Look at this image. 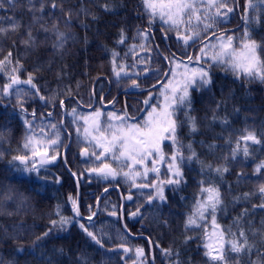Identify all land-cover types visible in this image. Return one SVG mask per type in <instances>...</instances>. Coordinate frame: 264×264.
I'll use <instances>...</instances> for the list:
<instances>
[{"label": "trees", "instance_id": "1", "mask_svg": "<svg viewBox=\"0 0 264 264\" xmlns=\"http://www.w3.org/2000/svg\"><path fill=\"white\" fill-rule=\"evenodd\" d=\"M2 2L0 29L5 31H0V62H3L0 63V264H150L147 242L127 235L119 218L111 215L113 210L118 212L117 195L110 198L106 192L96 218L79 219L72 212V200H76L77 194L75 182L61 161L46 165L37 173L24 171L25 165L12 160L14 156H30L31 149L23 147L26 137L32 131L39 135L40 128L52 134L51 124L59 129L60 143L55 149H48L50 156L60 155L68 136L71 138L66 165L78 179L82 215L94 212L96 198L105 184L116 183L126 200L127 229L131 234L143 233L149 237L157 263L212 264L204 255V230L185 228L187 216L199 196L200 181L210 180L221 192L222 204L216 220L225 230L226 239H232L233 234L238 236L239 229L243 228L252 246L250 253L226 250L228 264H264L261 255L264 253V208L259 207L264 198L258 191L264 185V171L255 172L256 165L264 161V82L237 79L223 66L212 65L210 60H202L199 65L194 62L201 55L203 43L215 42L213 32L216 36L232 35L238 44L247 27L252 39L264 45V0H251L255 8H249L247 13V0H227L228 6L234 9L228 13L227 23L220 22L201 32V38L194 43L190 41L189 46L177 40L176 32L167 31L168 25L158 19L149 26L141 0H55V8L53 0ZM245 15L251 23L246 24ZM145 29L149 32L147 40L138 35V30ZM122 32L123 43L120 42ZM165 33L167 39H164ZM173 54L184 63H188L187 57H193L190 67L209 69L212 79L210 90H190L191 115L197 118L198 131L191 132L185 123L177 134L185 146L192 144L201 161L213 168L226 166L229 170L222 176L215 172L209 174L207 169L202 173L200 163L185 160L184 182L165 185L166 202L156 199L149 204V194L155 195L152 188L133 187L132 182H123L119 177L102 183L101 178L85 174V170L102 163L81 161L78 157L83 147L90 153L93 150L82 142L80 117L85 114L84 106L91 104L93 86L96 90L104 81H165L167 77L163 79V75L168 65L170 74ZM121 66L128 75L122 72L118 78L113 68L120 71ZM13 76L20 80L31 76L36 88L13 85L6 95L3 89ZM41 96L45 99L41 100ZM217 104H220L218 109ZM63 108L66 131L61 124ZM214 112L215 120L212 119ZM176 118L184 121V112L178 111ZM25 120L31 122V131ZM100 121L107 124L108 117L101 116ZM245 128L254 131L262 144L251 145L250 157L245 158L241 153L232 159L231 149ZM209 145L214 147L210 150ZM163 151L172 153L170 141L163 142ZM184 155H189L186 147ZM106 162L119 170L120 166L110 158ZM127 170L125 167L124 171ZM167 178L166 167L161 166L159 179ZM152 182H157V177L151 172L147 179L136 181L137 184ZM245 193L250 195L245 198ZM129 195L131 200L127 198ZM137 209L139 213L133 216ZM61 216L72 220L66 230L53 229L48 237L36 241L37 236L51 228V221H59ZM141 223L143 228L139 226ZM80 224L100 238L104 247L97 245ZM210 224L209 220V231ZM121 245L129 251L124 252ZM137 248L143 249L142 257H137Z\"/></svg>", "mask_w": 264, "mask_h": 264}, {"label": "snow or ice", "instance_id": "2", "mask_svg": "<svg viewBox=\"0 0 264 264\" xmlns=\"http://www.w3.org/2000/svg\"><path fill=\"white\" fill-rule=\"evenodd\" d=\"M143 12L148 17L149 26L159 19L163 24L168 25L167 31H174L177 35V40L183 41L185 46H189V42H195L201 38V32H207L220 22L227 19L228 13H231L234 9L229 7L227 0H141ZM0 7H3V2L0 0ZM52 7H56L55 0H53ZM107 8V5H105ZM43 6L41 5V10ZM249 8H255V5L251 3V0H247L245 6V12L247 13ZM213 9L215 11H213ZM223 10V11H222ZM246 24L251 23L247 15L244 17ZM16 25L13 24L12 28L15 30ZM0 31H5L0 29ZM61 37L63 34H59ZM138 35L147 40L149 32L147 29L138 30ZM215 37L214 43H203L200 48V56L195 58V63L200 64L202 60L207 62L211 61L212 65L223 66L226 71H230L237 79L243 78L244 80L251 82L253 80H259L264 82V45L258 44L252 39L248 28L246 27L243 36L240 41L234 43V36L222 34ZM31 39V34L29 33ZM165 33L164 39H167ZM123 32L120 42L123 43ZM62 46V44L60 45ZM210 53V54H209ZM11 55V54H9ZM117 53H113L115 57ZM169 63L175 65L171 70V75L167 79L166 83H163L159 90V96L155 104L150 103L153 99L151 94L149 98L144 101L146 116L142 120H136L135 117H129L125 111L124 115H116L115 113L108 114V123L102 124L100 117L102 112L97 110L90 116L80 117L84 121L85 127L83 129V135L85 139L93 145V147L100 149L99 153L93 152L92 156L96 160L102 158L111 159L117 163L120 168H113L109 163H102L101 167L90 169L91 172L96 173L98 176L107 179L109 176L115 178L117 175H123L126 179L132 181L133 187L138 188H152L155 195L149 194L148 203L151 204L154 200L158 199L161 202H166L164 195L165 185H179L184 182L183 165L185 160L191 162L196 160L201 164V172L203 173L207 169L208 173L215 172L218 175H223L229 169L226 166L212 167L211 164L205 163L199 159L198 154L193 149L192 144L189 143L185 146L180 137L177 134L179 127L185 123L188 124L191 132L198 131L197 118L191 115L192 112V100L191 91L193 89L201 90L208 89L212 84L209 69L205 67H190L193 63V57H187L188 63H184L179 58H175ZM166 60L167 56L164 57ZM7 59V58H6ZM3 63V62H0ZM115 63V60L113 61ZM183 69L181 72H177L176 69ZM13 71H16L14 69ZM115 75L119 78L121 73L125 76L128 75L124 71V66L120 67V71H116L113 68ZM144 71H147L145 69ZM138 75V73H137ZM166 77L168 73H164ZM11 82L7 84L3 91L10 94V90L13 85L19 86L21 84L30 85L32 88H36L30 76L27 80H20L18 77H11ZM134 87H140L136 80L132 81ZM155 87V85H153ZM19 94V89L17 88ZM39 92V89H36ZM41 100L45 99L43 96ZM63 105V101H61ZM217 109L220 104H217ZM183 111L185 114L184 121H178L176 113ZM75 117L76 110H72ZM35 117V112L32 113ZM51 113H49V116ZM213 120L216 119L215 112L213 113ZM75 122V120L73 121ZM225 124L227 120L223 121ZM25 124L29 130H32L31 122L25 120ZM52 134L45 132L44 128H40V134L38 135L32 131L31 135L26 137V141L23 145L25 149H31V155L14 156L13 161H19L20 164L25 165L24 171L27 172H39L40 169L46 165L54 162L57 159V155H49L48 149H55L60 143V132L56 124H51ZM77 133H80V129H76ZM170 141L173 149L170 155L165 154L163 151V142ZM251 142V144L249 143ZM262 140L257 138L254 131L245 128L242 130L240 136L237 138L235 147L231 149V158L235 159L239 154H243V157L248 158L251 155V145H261ZM243 145V146H242ZM44 148L41 151V148ZM187 148L189 155H184V149ZM211 150L214 145H209ZM2 155V154H0ZM82 155H89L87 149L84 150ZM38 158V159H37ZM31 159V166L28 167ZM149 162L151 167H149ZM12 163V161H9ZM38 165V166H37ZM161 166L166 167L167 179L161 180L160 169ZM127 171H124V168ZM142 170V171H141ZM264 171V161L258 163L255 167L256 173ZM154 173L157 177V182L137 184L138 177L147 179L149 173ZM73 175H76L73 173ZM259 194L261 198H264V185L259 187ZM250 194L245 193L244 197L247 198ZM129 200L132 196L127 197ZM70 199H72L70 197ZM73 211L76 216L80 215L79 208L77 207L76 200H72ZM222 204V197L219 187H217L210 180L200 181L199 196L196 199L192 212L187 216L185 222L186 230H194L202 228L204 230V255L212 262V264H228L226 257V250H230L233 253L240 254L243 252H251L252 246L248 243V237L245 234L243 228L239 229V235L233 234L232 239H226L225 230L217 223L216 213L219 206ZM264 208V203L259 205ZM139 213H132L133 216ZM59 215V212H57ZM246 214V213H245ZM94 215V213H93ZM115 215V212L112 213ZM92 216L88 217L91 220ZM209 220L211 222V231L209 228ZM72 222L71 218L60 217L59 221L52 220L51 228L45 231L41 236L36 237V241H42L48 237L53 229L59 228L60 230H66V225ZM80 228L101 248L104 247L102 240L98 238L93 232L88 230L84 224H80ZM190 239V237H189ZM36 242H34L35 244ZM227 246V249H226ZM124 252H128L129 249L121 245ZM166 254H170L169 250H165ZM137 257L143 256V249H136ZM264 256V253L261 254ZM255 264V262H253Z\"/></svg>", "mask_w": 264, "mask_h": 264}, {"label": "flooded vegetation", "instance_id": "3", "mask_svg": "<svg viewBox=\"0 0 264 264\" xmlns=\"http://www.w3.org/2000/svg\"><path fill=\"white\" fill-rule=\"evenodd\" d=\"M157 29H159V27H157ZM130 47L133 48V46ZM136 82L140 85V87H134L132 85V81H104L99 84L96 90H94L93 86L91 104L84 106V113L90 116L94 114L95 111L99 110L102 112L101 116H108L109 113H115L116 115L122 116L126 111L129 117H135L136 120H142L146 116L144 101L148 99L149 95L151 94L153 99L150 101V103L155 104L159 96L161 85L167 81ZM153 85H155V87H153ZM82 142L89 144V142L83 139ZM102 161H105L104 158L101 160L95 159V163H100ZM101 166L102 164H100L98 167ZM111 166L115 168L113 165ZM89 177L101 178L102 183H106L110 179L116 180L117 176L115 178L108 177L107 179H104L103 177L96 176L93 173L89 175ZM120 178L121 177H119V179ZM111 186H118L120 188V186L116 183H107L104 185L103 189ZM106 192L110 194H108L110 198L113 197V194L117 195L118 197V192L115 189H109Z\"/></svg>", "mask_w": 264, "mask_h": 264}, {"label": "water", "instance_id": "4", "mask_svg": "<svg viewBox=\"0 0 264 264\" xmlns=\"http://www.w3.org/2000/svg\"><path fill=\"white\" fill-rule=\"evenodd\" d=\"M64 121H65V108H63V116H62V120H61V124H62V128L63 130H65V126H64ZM70 137L68 139V142H67V145L63 148L62 152L60 155H57V159L48 164V165H54L56 164L57 162H59L61 160V162L63 163V165L66 167V169L68 170V172L70 173V175L73 177L74 181H75V185L77 187V198H76V203H77V207L79 208V212H80V206H79V201H80V193H79V186H78V181H77V178L71 173V171L67 168V165H66V161H65V156H66V151L68 149V146L70 144ZM85 148L82 149L80 151V158L81 159H84V158H87L88 155H82V153L84 152ZM88 152V151H87ZM38 159V158H37ZM17 163L20 164L19 161H16ZM22 165V164H21ZM92 172L91 171H87V174H91ZM96 174V173H95ZM97 175V174H96ZM111 177V176H110ZM109 188H105L104 190H102L99 195L97 196L96 198V202H95V211H94V215L92 214V219H94L99 211H100V203H101V200H102V197L104 195V193L108 190ZM110 189H116L117 192H118V195H119V198H120V201H121V204H120V207H119V213H115V215H112L113 217L115 218H119L120 219V224H121V227L123 228V230L129 235L131 236L132 238L134 239H137V238H143L147 243H148V246H149V252H150V264H158L156 261H155V258H154V251H153V247H152V242L150 241V239L148 238L147 235L145 234H141V233H138V234H131L129 232V230L127 229L126 225H125V220H124V198L123 196L121 195V192L119 190V188L117 186H112L110 187ZM72 212L74 214V216H76L75 212L73 211V206H72ZM77 218L79 219H87L88 220V217L89 216H83L80 212V215L79 216H76ZM91 219V220H92ZM141 228L144 227V224H140L139 225Z\"/></svg>", "mask_w": 264, "mask_h": 264}, {"label": "rangeland", "instance_id": "5", "mask_svg": "<svg viewBox=\"0 0 264 264\" xmlns=\"http://www.w3.org/2000/svg\"><path fill=\"white\" fill-rule=\"evenodd\" d=\"M159 20V19H158ZM160 21V20H159ZM160 23H162L161 21H160ZM173 67H175V65H172L171 66V70H172V68ZM191 67H196V66H191ZM176 71L177 72H181V71H183V69L181 68V69H176ZM170 75H171V73L169 74V76L167 77V79L170 77ZM167 79H166V81H167ZM84 116H89V115H87V114H84ZM83 117V116H82ZM104 117H108V116H104ZM82 122V129H81V133H82V135H83V129H84V127H85V124H84V121L82 120L81 121ZM84 136V135H83ZM89 145L92 147V149H93V152H96V153H99L100 152V149H98V148H95V147H93V145L92 144H90L89 143ZM92 152V153H93ZM93 160H94V156H93ZM149 167H151V166H149ZM119 171V170H118ZM142 171V170H141ZM119 177H121L122 179H123V181L124 182H126V183H128V182H132L131 180H128V179H126L122 174L121 175H119ZM142 178L141 177H138L137 178V180L136 181H138V180H141ZM140 190H142V189H140ZM113 209H116V206H113ZM114 211V210H113Z\"/></svg>", "mask_w": 264, "mask_h": 264}]
</instances>
